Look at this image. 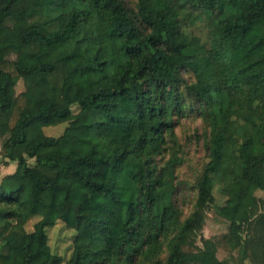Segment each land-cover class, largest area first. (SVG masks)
I'll return each mask as SVG.
<instances>
[{
  "label": "trees",
  "instance_id": "obj_1",
  "mask_svg": "<svg viewBox=\"0 0 264 264\" xmlns=\"http://www.w3.org/2000/svg\"><path fill=\"white\" fill-rule=\"evenodd\" d=\"M194 112L208 159L183 217L176 127ZM10 161L0 264H62L59 221L75 231L65 264H229L197 244L216 188L230 250L264 264V0H0V168Z\"/></svg>",
  "mask_w": 264,
  "mask_h": 264
},
{
  "label": "rangeland",
  "instance_id": "obj_2",
  "mask_svg": "<svg viewBox=\"0 0 264 264\" xmlns=\"http://www.w3.org/2000/svg\"><path fill=\"white\" fill-rule=\"evenodd\" d=\"M130 7L134 8L136 0H126ZM102 22L99 18H95L93 27L96 29L101 28ZM76 53L83 51V44L79 42L78 38H71L68 41ZM44 57L48 61V50L44 51ZM185 81L188 82L193 79L190 73H184ZM72 83L75 87H84V80L80 74L73 77ZM17 93L24 90V84L19 81L16 87ZM31 94L34 98L38 96H47L52 99L54 97L53 91L49 87L42 89L40 86H35L31 89ZM76 109V108H75ZM64 129L66 124H60ZM52 128H46L49 131ZM51 133V132H50ZM60 131H52V135L59 134ZM177 136L182 144L183 163L178 167L176 171V183L177 191L175 194L176 204L183 210V217L189 216L195 206V200L197 196V182L201 171L204 168L205 162L208 159V152L206 149L205 141L207 139V125L203 122L200 116L194 112L188 117L181 120L180 124L176 127ZM255 153L260 152V148L254 149ZM169 154H166V158ZM158 160L160 159L157 158ZM159 162H161L159 160ZM17 164V163H16ZM7 170V169H6ZM260 195H264L263 192H259ZM216 202L211 207L206 216L205 224L202 233L198 237L197 244L203 248L204 251L217 248V255L220 259H227L229 264H250L248 261H242L236 251H231L226 243L224 234L227 233L228 222L219 216L217 213V207L225 202V196L219 191L215 190ZM47 207L37 206V211L40 215H45ZM39 220V217H34L27 224L28 231L33 230L34 223ZM49 244L54 253H57L63 257L62 264L71 257L73 250V239L75 231L69 229L63 222L59 221L55 226L48 229ZM205 237V241H201V236ZM248 246L252 247V240L248 241ZM197 260H202L203 252H197L194 256Z\"/></svg>",
  "mask_w": 264,
  "mask_h": 264
},
{
  "label": "crops",
  "instance_id": "obj_3",
  "mask_svg": "<svg viewBox=\"0 0 264 264\" xmlns=\"http://www.w3.org/2000/svg\"><path fill=\"white\" fill-rule=\"evenodd\" d=\"M16 166H17V164L15 161H10L7 165L1 166V168H0V181L2 180V178L5 175L15 172Z\"/></svg>",
  "mask_w": 264,
  "mask_h": 264
}]
</instances>
